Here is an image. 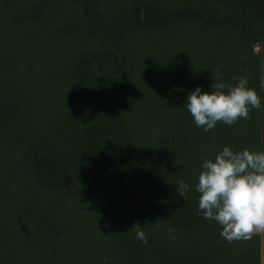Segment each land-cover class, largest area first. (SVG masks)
Instances as JSON below:
<instances>
[{
  "label": "trees",
  "instance_id": "trees-1",
  "mask_svg": "<svg viewBox=\"0 0 264 264\" xmlns=\"http://www.w3.org/2000/svg\"><path fill=\"white\" fill-rule=\"evenodd\" d=\"M217 69L261 107L204 131L185 103ZM262 78L264 0H0V264H264L195 187L264 152Z\"/></svg>",
  "mask_w": 264,
  "mask_h": 264
},
{
  "label": "clouds",
  "instance_id": "clouds-1",
  "mask_svg": "<svg viewBox=\"0 0 264 264\" xmlns=\"http://www.w3.org/2000/svg\"><path fill=\"white\" fill-rule=\"evenodd\" d=\"M215 70L217 80L210 91L198 86L187 97L186 106L197 127L204 131L214 128L217 122L232 125L239 119L249 118L251 109L261 107V98L248 87L241 76L235 85H226ZM233 79H236L235 77ZM264 88V78L260 81ZM196 191L199 210L206 219L222 226L221 236L229 242L250 240L254 233L264 232V152L243 149L235 152L225 146L214 160L203 162ZM189 185L181 180L176 192L187 200ZM137 238L146 242L141 225L133 228Z\"/></svg>",
  "mask_w": 264,
  "mask_h": 264
},
{
  "label": "rangeland",
  "instance_id": "rangeland-1",
  "mask_svg": "<svg viewBox=\"0 0 264 264\" xmlns=\"http://www.w3.org/2000/svg\"><path fill=\"white\" fill-rule=\"evenodd\" d=\"M255 38H257V37H255ZM255 38H254V39H255ZM254 39H253L254 49H255V50H259V47H260V45H261V44H260V43H261V42H260V39L257 38V39H258L257 42H254ZM259 233H260V235H262L264 232H259Z\"/></svg>",
  "mask_w": 264,
  "mask_h": 264
},
{
  "label": "water",
  "instance_id": "water-1",
  "mask_svg": "<svg viewBox=\"0 0 264 264\" xmlns=\"http://www.w3.org/2000/svg\"><path fill=\"white\" fill-rule=\"evenodd\" d=\"M257 41H258V39H257V38H255V39H254V42H257Z\"/></svg>",
  "mask_w": 264,
  "mask_h": 264
}]
</instances>
